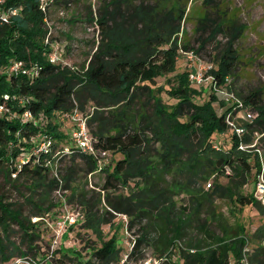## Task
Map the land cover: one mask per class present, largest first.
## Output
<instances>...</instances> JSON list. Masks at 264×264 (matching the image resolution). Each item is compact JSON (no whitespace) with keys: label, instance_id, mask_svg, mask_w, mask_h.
Masks as SVG:
<instances>
[{"label":"trees","instance_id":"16d2710c","mask_svg":"<svg viewBox=\"0 0 264 264\" xmlns=\"http://www.w3.org/2000/svg\"><path fill=\"white\" fill-rule=\"evenodd\" d=\"M190 1L110 0L112 5L99 10L95 19L100 33L98 44L89 55L87 65L80 68L68 62L48 60L54 47L44 42L46 14L39 0L3 3L6 10L19 8V13L10 16L8 22L0 21V105L7 108L0 113L3 182L14 185L24 181L26 189L33 194L39 188L42 194L55 189L58 181L50 177L53 169L49 164L53 158L49 150L41 147L51 136L72 149L69 164L61 175L64 187H69L67 182L82 169L78 168V162L87 173L94 170L97 156L82 153L66 143L65 134L54 121L57 115L65 119L75 112L86 116V126L97 151L122 155L112 171L106 172L100 185L109 210L104 208L100 216L97 210L92 211L96 206L85 200L87 191L77 195L80 203L87 202L83 225L94 234L97 232L99 242L89 245L90 256L84 261L76 258L77 264H120V248L116 243L119 228L115 226L107 238L99 230L101 223L110 222L112 212L129 217L125 223L128 229L140 225L142 233L134 239L128 260L144 258L142 246L152 247L157 257H164L170 247L178 246L179 261L164 260L162 264H238L244 246L249 245L250 260L264 264L261 243L264 228L249 239L244 224L226 223L213 204L215 198L225 197L240 209L260 206L252 193L241 195L237 189L247 182L254 168L256 173L261 169L257 154L251 162V154H244L238 145L251 142L250 134L264 131L260 90L243 94L232 82L239 62L235 41L243 32L244 24H237L226 11H218V6L214 8V0H202L206 10L197 17L195 32L199 36L194 47L185 39L184 30ZM57 2L51 0V4ZM218 33L226 41L223 49L214 55L207 51L206 44ZM50 39L53 40L52 35ZM180 50L193 51L201 60L202 52L208 54L213 62L209 72L215 85L225 86L248 108L258 112L257 118L243 123L246 132L242 136L238 137L226 123L231 105L210 91L207 100L199 101L198 90L189 86L187 70L173 75L172 86L155 87L147 82L173 72ZM14 59L26 66L36 65L37 74L10 73L6 66ZM162 92L172 101L163 99ZM5 94L9 99L3 98ZM216 108L220 109L219 113ZM26 110L31 119L23 117ZM71 124L72 127V121ZM228 129L230 147L216 155L215 134ZM62 156L57 159L61 160ZM223 175L227 178L226 184L219 182ZM135 178L142 187L130 190L128 182ZM210 179V188H205ZM123 189H127L126 194L121 192ZM76 192L71 190L70 196L65 197L70 200ZM179 192L189 195V205L180 209L170 199L171 194ZM32 204L35 210L26 217L19 207L0 197V264L29 254L38 260L34 258V264L46 261L47 252L36 245L41 234L36 232V222L30 216H41L48 211V206L42 209L41 199L40 205L33 201ZM191 229H195L197 236L188 233ZM179 240H186V248L180 247ZM72 258L61 251L56 262L65 264V259Z\"/></svg>","mask_w":264,"mask_h":264},{"label":"rangeland","instance_id":"374dc122","mask_svg":"<svg viewBox=\"0 0 264 264\" xmlns=\"http://www.w3.org/2000/svg\"><path fill=\"white\" fill-rule=\"evenodd\" d=\"M109 1L110 0H58L56 4H48L45 10L46 16L43 21L46 29L44 42L45 39L48 38V43L57 47L60 56L59 61L68 62L77 68L87 65L89 55L95 49L100 38L99 28L98 25L95 24V19L99 15V10H103L104 7L112 5ZM138 1L139 0H135V2ZM214 3H216V5L214 4V8L217 6L219 7L218 11H226L229 16L235 19L237 24H244L243 32L235 41L239 62L234 76L232 77L234 87L243 92V94H247L254 89H259L264 102V0H214ZM108 8L110 9L111 7ZM205 10L202 0H192L187 4L188 17L184 22V30L186 31L185 39L190 41L194 47L198 44L195 39L199 36V33L195 32L197 17L201 16ZM50 35L53 36V40L50 39ZM225 41L226 38L222 33H218L214 36L213 41L206 44V49L215 55L223 49ZM201 54L202 61L205 60L204 62L213 65V62L208 58V54L203 52ZM195 60L194 63L191 64L187 58V54L180 50L177 54L173 72L155 78L154 82L149 80H147V82L155 87L159 84L172 86V84H175L173 75L187 70L189 86L198 90L199 95L197 98L199 101H205L208 99L210 92L214 94L218 92V89L209 87L210 83L201 86L190 82L189 73L195 70V62L197 61ZM167 77L170 78H168V81H165ZM161 96L166 101H172L166 97V93L164 92L161 93ZM215 101L218 100L215 99ZM221 106L222 109H225L224 102L222 101ZM89 109L90 108H88V110ZM216 111L219 113L220 109L216 108ZM228 112H230L229 115L234 117L235 122L241 124L245 122V120L241 118L242 110H239V107H232ZM252 112L257 113L255 114V118H257L258 112L255 109H253ZM65 118L66 117L57 115L54 121L58 123V130L65 134L66 143L74 145L75 143L70 137L71 121L74 122V120L70 116H68V119ZM229 134V129L223 133L215 134V144H217L214 150L216 155L222 154L223 150L230 147ZM250 136L251 142L246 143L248 147L242 150V152H244V154H251V162H253L252 158L257 154L260 167H264V131L262 133L256 132L250 134ZM49 141L50 146L48 150L53 158V161L49 163L50 167L53 169L50 177L58 181L57 187L47 191L46 194H42L43 190L39 188L36 194H33L29 193V190L26 189L24 185L26 183L24 181H19L14 185L5 183L0 174V197L2 196L5 201L19 207L21 213L26 217L35 210L32 207V201L38 206L40 205L39 202L41 199V208L46 209V206H48V211L45 210L46 212H43L41 216H30V219L32 222H36L37 228L35 230L36 232L39 231L41 234V237L36 241V245L39 250L42 252L45 251L48 254L47 257H44L46 261H42V263L59 264L56 260L61 255V251H64L66 254L74 256L72 259H65V264H77L76 258H80L84 261L90 256L89 245L99 244L95 236L97 232L94 234L91 229L83 225L86 217L85 204L89 202L96 206L97 208L94 207L92 211L95 212V210H97L100 216L103 215L104 208L109 210V207H107L103 199L104 192L100 190V185L105 180L106 172L112 171L115 161L121 158L122 155L120 153H108L100 156V159L96 161L94 170L88 173L85 171L84 165L78 162V164H80L78 168L82 169L77 171L73 180L67 182L69 187H64V179L61 175H63L69 164L70 153L65 152V148L68 146L63 141H59L52 136L49 137ZM58 156H62L61 160L57 159ZM225 170L230 172L229 168ZM255 175L256 172L254 168L252 174L248 175L247 182L242 186H237L241 195L253 194ZM209 181L212 184V180L210 179ZM207 182L205 183V188H210L206 186ZM219 182L221 184H226L227 178L224 175L220 176ZM128 184L130 190L142 187L140 180L136 178L131 179ZM71 190L77 192L72 199L68 200L65 196H70ZM81 191L88 192L85 197L87 201L84 202L85 204L80 203L77 197ZM121 192L126 194L127 189H123ZM29 196H31L30 200ZM98 198H100V202ZM170 199L176 203L178 209H180L181 206L189 205V195L186 192H179L174 196L171 194ZM27 200H29V202H27ZM213 204L217 214H221L222 220L226 223L228 222L231 225H235V223L239 221L244 224L249 239H251L253 233L263 230L264 228V205L261 203L259 207L245 206L240 209L238 206L234 207L227 198L222 197L215 198ZM67 211L70 214L76 215V220L72 225H69L68 220L62 218L63 214L67 215ZM231 211L234 212V215ZM112 214L113 217L110 222L107 224L101 223L99 230L102 237L107 238L111 235L115 226L119 228L116 243L120 248L119 257L123 259L128 254L130 246L134 243V239L142 233V231L140 225H135L131 229L127 228V224L125 225L129 220L127 215L126 221H124L122 215L113 212ZM203 216L202 214L201 217L203 218ZM144 222L145 220L143 223ZM188 233L192 236H197L195 229H191ZM13 238L17 240V236ZM185 241L179 240L181 248H186ZM263 241L264 239L261 243H263ZM142 247L144 257L147 255L156 256L152 247ZM177 247L178 246L170 247L165 253L164 258L169 263L176 260L179 261L177 257ZM34 258L35 255L29 254L27 257L14 258L12 262L10 261L7 264H34L32 261ZM35 260L37 259L35 258ZM126 261L127 262L124 264H130V262L134 260H128L127 258Z\"/></svg>","mask_w":264,"mask_h":264},{"label":"built area","instance_id":"2783aa9c","mask_svg":"<svg viewBox=\"0 0 264 264\" xmlns=\"http://www.w3.org/2000/svg\"><path fill=\"white\" fill-rule=\"evenodd\" d=\"M5 0H0V21L8 22L10 16L16 15L19 13V8H9V9H3V3ZM40 2V8L45 13L46 8L48 7V4L51 3V0H39ZM45 43H48V38L45 39ZM51 45V44H50ZM54 47V50L49 52L48 54V60L52 63L58 62L60 60L59 53L57 52V47L54 45H51ZM187 54L188 60L191 62V64L195 62V70L191 73H189V79L190 82H193L198 85H203L206 83H210L209 87L217 88L218 95H220L222 98H224V102L227 104H230V108H238L239 110H242L241 118L245 120V122H250L255 118L256 112L253 113L252 109L248 108L246 104L242 102L241 99L237 98L232 92L228 91L225 86H219L217 87L215 85V82L213 80L212 74L209 72L212 69L211 64H208L204 61H202L200 58L196 56V54L193 51L185 52ZM6 69L13 74H22L26 76H33L37 74L36 65L26 66L24 62L20 60H11L7 66ZM4 99H9V95L5 94L3 95ZM14 98V96L10 97ZM243 103V104H242ZM245 106V107H244ZM243 107V108H241ZM229 108V109H230ZM228 109V110H229ZM7 110V108L4 105H0V113H3ZM233 110V109H232ZM230 112L227 111L226 113V123L228 125V128L234 133L240 137L245 132L246 129L243 126V123H237L235 122V119L232 115H229ZM23 117L31 119L32 116L28 110L24 111ZM72 119L74 120L73 126L70 130V137L74 141V147L78 150H80L82 153L97 156V160L100 159V156H103L104 154H108L107 152H98L97 149L94 147L92 143V138L89 134V130L86 126V116L75 112L72 116ZM244 122V123H245ZM50 146L49 138H47L46 141H43L41 143V147L44 148V150L48 151V148ZM248 145L246 143L240 142L238 145V149L245 150L247 149ZM72 151L71 147H66L65 152L70 153ZM206 186L210 187L211 183L210 181L207 182ZM254 197L259 200V202L264 205V167L262 166L260 171H258L255 175V181H254V190H253ZM122 217L124 221H126V215L122 214ZM62 218L64 220H68L69 225H72L76 220V215L70 214L67 211V215H62ZM67 225V224H66ZM264 246V241L262 243ZM133 246V243H132ZM130 246V250L132 248ZM251 252V248L249 245L244 246L242 250L241 257L239 259L238 264H255L253 263L249 258V253ZM127 255L121 260V264H124L126 262ZM166 260L164 257H157L153 255H147L144 258L132 261L130 264H162V261ZM231 264V263H230Z\"/></svg>","mask_w":264,"mask_h":264},{"label":"crops","instance_id":"0c3cea01","mask_svg":"<svg viewBox=\"0 0 264 264\" xmlns=\"http://www.w3.org/2000/svg\"><path fill=\"white\" fill-rule=\"evenodd\" d=\"M254 190V189H253Z\"/></svg>","mask_w":264,"mask_h":264}]
</instances>
